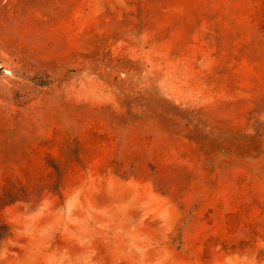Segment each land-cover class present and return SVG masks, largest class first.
Returning a JSON list of instances; mask_svg holds the SVG:
<instances>
[{"label": "rangeland", "instance_id": "1", "mask_svg": "<svg viewBox=\"0 0 264 264\" xmlns=\"http://www.w3.org/2000/svg\"><path fill=\"white\" fill-rule=\"evenodd\" d=\"M0 264H264V0H0Z\"/></svg>", "mask_w": 264, "mask_h": 264}]
</instances>
